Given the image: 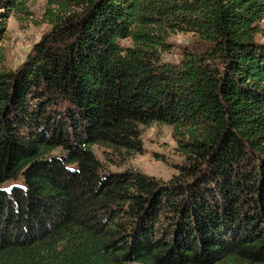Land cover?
Listing matches in <instances>:
<instances>
[{
  "label": "trees",
  "instance_id": "1",
  "mask_svg": "<svg viewBox=\"0 0 264 264\" xmlns=\"http://www.w3.org/2000/svg\"><path fill=\"white\" fill-rule=\"evenodd\" d=\"M45 19L0 67V264H264V0H47ZM176 31L202 47L164 61ZM152 122L176 174L103 168L93 144Z\"/></svg>",
  "mask_w": 264,
  "mask_h": 264
},
{
  "label": "rangeland",
  "instance_id": "2",
  "mask_svg": "<svg viewBox=\"0 0 264 264\" xmlns=\"http://www.w3.org/2000/svg\"><path fill=\"white\" fill-rule=\"evenodd\" d=\"M47 0H27L26 11L16 15L13 11L8 14L0 8V13L7 15L2 23L0 33V67L3 70H15L22 64L30 53L33 45L38 42L42 35L51 29L45 19ZM3 17L0 15V19ZM261 32L258 40L264 42V19L259 24ZM123 45H131L130 39L120 41ZM168 49L162 54L164 61L175 63L185 47H202L198 37L191 32L176 31L166 38ZM141 135L135 147L129 150L116 149L101 144H93L91 149L101 162L103 168L111 171H124L133 169L153 176L156 179L166 181L177 173L178 166L184 158L177 149V142L173 136L172 127L152 122L140 125ZM137 148V149H134ZM53 154L62 153L56 149ZM21 183L22 180H12L3 184L8 189L9 185Z\"/></svg>",
  "mask_w": 264,
  "mask_h": 264
}]
</instances>
